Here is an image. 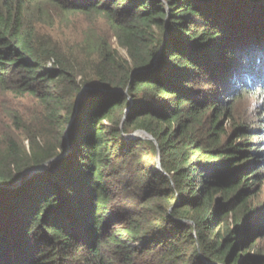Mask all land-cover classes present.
I'll return each instance as SVG.
<instances>
[{"label":"trees","instance_id":"1","mask_svg":"<svg viewBox=\"0 0 264 264\" xmlns=\"http://www.w3.org/2000/svg\"><path fill=\"white\" fill-rule=\"evenodd\" d=\"M0 93L38 106L0 136V264H264V0H0Z\"/></svg>","mask_w":264,"mask_h":264},{"label":"rangeland","instance_id":"2","mask_svg":"<svg viewBox=\"0 0 264 264\" xmlns=\"http://www.w3.org/2000/svg\"><path fill=\"white\" fill-rule=\"evenodd\" d=\"M56 14V12L51 11L50 18L39 20L38 24L35 25V28L39 32L43 33V35H48L60 48L67 49L68 47H77L80 39L82 38L83 32L90 30L95 34H103L117 53L125 57L123 49L117 45L115 38L110 35L108 25L100 15L69 12L57 17ZM128 98L130 99L131 97ZM251 108V103L247 100H243L239 103V105H237L236 112L238 116H242L244 119H247L249 118L248 112ZM37 112L38 106L31 96L27 94L16 96L11 93H0V136L4 134V131L12 134H19V132L15 129V125L12 121H10L12 115H17L20 121L27 124L32 122ZM136 131L137 130L130 131L125 135L147 137L137 133ZM63 154L64 152H61L57 156L51 158V161L60 158V156L62 157ZM47 164L43 166V169L40 171H43L47 167ZM258 186L261 188L258 204L263 208L264 176L262 181L257 184V188ZM261 245L264 246V241L261 242Z\"/></svg>","mask_w":264,"mask_h":264},{"label":"water","instance_id":"3","mask_svg":"<svg viewBox=\"0 0 264 264\" xmlns=\"http://www.w3.org/2000/svg\"><path fill=\"white\" fill-rule=\"evenodd\" d=\"M85 88H86V87H84L83 89H85ZM136 132L139 133V134H141V135H143V136H147V137H149L150 139H153L148 133H146V132L143 131V130H137ZM65 136H67V132H66V131H65ZM129 137H139V136L129 135ZM64 154H65V152H64ZM64 154H63V155H64ZM60 157H61V156H60ZM51 160H52V159H50V160H48V161H46V162H44V163H42V164H40V165H38V166H36V167H33V168L29 169V170H28V176L34 174L35 172H39L40 170H42V169H43V166H45V165H46L48 162H50ZM156 162H157V168H158L159 170L163 171L162 168H161L160 165H159L158 157H156Z\"/></svg>","mask_w":264,"mask_h":264}]
</instances>
